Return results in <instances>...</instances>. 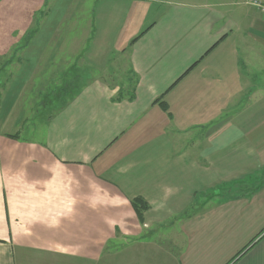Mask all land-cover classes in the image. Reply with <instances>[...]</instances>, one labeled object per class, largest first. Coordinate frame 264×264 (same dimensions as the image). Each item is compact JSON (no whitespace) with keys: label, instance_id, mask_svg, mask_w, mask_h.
<instances>
[{"label":"crops","instance_id":"obj_1","mask_svg":"<svg viewBox=\"0 0 264 264\" xmlns=\"http://www.w3.org/2000/svg\"><path fill=\"white\" fill-rule=\"evenodd\" d=\"M44 4L0 0V264H264V12L128 0L113 83L71 3L22 42ZM37 92L61 101L22 138Z\"/></svg>","mask_w":264,"mask_h":264},{"label":"rangeland","instance_id":"obj_2","mask_svg":"<svg viewBox=\"0 0 264 264\" xmlns=\"http://www.w3.org/2000/svg\"><path fill=\"white\" fill-rule=\"evenodd\" d=\"M128 0H45L44 6L40 11L34 12V19L31 20L29 31L34 34V37H25L31 45L44 46L47 42L48 31L58 27L60 31L66 27L63 21L60 22V17L66 14V8L69 3L72 8L70 13H76V16L90 17L88 37L80 42V45H73V47L81 48L90 46V51L87 53L88 60L93 63H106V72L103 77L106 81L113 83L124 80V72L126 68L124 63L121 65L120 56L114 50L116 39L120 34V29L125 21L126 8L125 2ZM81 14V15H80ZM57 24L59 26H57ZM33 31V32H32ZM11 39V38H10ZM14 39V38H12ZM55 39V38H53ZM62 38L58 37L55 42L49 45H55L60 42ZM21 42V43H22ZM78 44V43H77ZM97 48V51H95ZM93 51V54L91 53ZM76 57L75 55H73ZM100 73V72H98ZM91 76H98L91 73ZM27 85L26 88H29ZM16 89V84L13 87ZM61 100H56L55 94H34V98L30 100L29 105L24 109L22 118L19 114L18 119V135L22 138L41 139L42 131L45 127L47 116L50 115ZM5 104V103H4ZM6 107V106H5ZM5 109V108H3ZM31 110V111H30ZM21 113V112H20ZM2 120V114L0 115Z\"/></svg>","mask_w":264,"mask_h":264},{"label":"trees","instance_id":"obj_3","mask_svg":"<svg viewBox=\"0 0 264 264\" xmlns=\"http://www.w3.org/2000/svg\"><path fill=\"white\" fill-rule=\"evenodd\" d=\"M146 29L147 28L143 29L142 31L139 32V34L137 36L133 37L131 39V41H130V44L132 42H134L140 35H142ZM126 92L128 93V98L131 99L132 96H133V94H132L133 87H132V89H128V88L124 87L123 85L118 88V91H117V94H116V98L117 99L118 98L119 99L122 98L123 95L126 94ZM132 204H133L134 208L138 212H141V210H144L147 207L146 203L144 202V200L142 198H134V199H132Z\"/></svg>","mask_w":264,"mask_h":264},{"label":"built area","instance_id":"obj_4","mask_svg":"<svg viewBox=\"0 0 264 264\" xmlns=\"http://www.w3.org/2000/svg\"><path fill=\"white\" fill-rule=\"evenodd\" d=\"M252 4L258 7L261 11L264 12V2L261 0H251Z\"/></svg>","mask_w":264,"mask_h":264}]
</instances>
